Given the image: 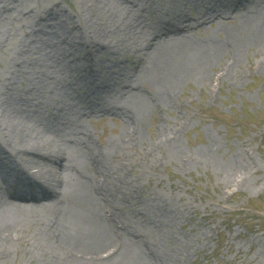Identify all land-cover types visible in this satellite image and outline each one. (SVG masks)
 I'll return each instance as SVG.
<instances>
[{"label": "rangeland", "instance_id": "374dc122", "mask_svg": "<svg viewBox=\"0 0 264 264\" xmlns=\"http://www.w3.org/2000/svg\"><path fill=\"white\" fill-rule=\"evenodd\" d=\"M238 1L227 7L225 0H0V144L5 154L17 141L11 123L37 126L33 117L12 110L17 96L23 97L21 108L34 105L37 116L63 108L74 121L53 136L55 143L71 159L79 158L82 140L103 152L107 165L97 181L121 179L134 202H125L130 213L122 212L120 219L136 221L144 231L142 241L169 264H264V39L239 48L235 61L225 44L215 57L164 88L142 69L132 75L140 59H132L134 52L144 56L153 45L147 28L187 21L193 28L184 39L188 47L205 39L226 42L225 31L243 16L264 13V0ZM92 25L110 34L112 48L90 56L92 74L114 86L109 99L130 100L136 89H127L124 78L163 99L145 115L137 142L130 141L120 116L93 113L94 99L79 79L86 56L76 54L75 46L92 36ZM159 135H169L172 143L159 147ZM114 139L127 145L113 146ZM17 160L26 164L32 158L18 154ZM62 175L61 190L68 192L70 171ZM5 187L0 179V239L11 227L12 241L4 246L9 255L0 264H50L42 225L57 218L49 209L52 203H17ZM165 205L164 212L157 210ZM138 208L159 221L145 223ZM58 234L49 232L50 238ZM185 246L190 251L180 254ZM110 249L101 255L115 250Z\"/></svg>", "mask_w": 264, "mask_h": 264}, {"label": "bare ground", "instance_id": "6f19581e", "mask_svg": "<svg viewBox=\"0 0 264 264\" xmlns=\"http://www.w3.org/2000/svg\"><path fill=\"white\" fill-rule=\"evenodd\" d=\"M238 2V0H225L224 5L228 7L230 3L238 4ZM219 5L222 6V3ZM216 6L217 4L211 5L210 9ZM258 12L253 11L243 16L234 28L225 31L226 42L205 39V42L201 40L198 45L192 47L187 46V39L184 40L188 37V31L193 29L189 22L180 20L158 22L156 26L147 28L153 43L152 47L145 48L144 56L135 52L132 56L133 60L140 58L139 69L133 70L132 75L140 73L142 69L154 80L159 89L164 88L180 73L183 74L190 68L202 65L212 56L215 57L225 44H229L228 50L232 48L229 51L235 61L239 48L263 42L264 13ZM46 26L52 27V25ZM90 28L92 36L89 39L80 38L84 41L76 46L73 45L76 54L81 53L82 56H86L80 64L82 74L79 79L94 99L91 102L92 111L95 114L120 116L126 130L128 129L127 132H130V141L137 142L140 138V130L145 126V115L150 114L163 99L159 92L147 89V93H144L141 91L143 87L141 83L134 84L133 79L126 81L124 78L122 83L125 81V84H128L126 88L130 89L133 85L136 90L128 102H112L109 96L114 86L107 85L105 80H102L104 76L93 75L90 66L93 61L90 56L102 49L112 48L110 34L105 33L101 26L92 25ZM42 30L45 29L40 27L37 31L44 34L45 31ZM101 92H106L108 98H104ZM17 98L12 104V110L33 117L37 126L11 123L10 131L11 129L14 131L17 141H14L15 146L12 152H8V156L0 144V152L7 156V158L0 156V179L6 185L4 190L8 198L17 203L28 202L31 203L29 206L36 207L46 205L41 200L52 203L49 209L57 214V218L42 225L44 239L46 238L43 240L44 243L46 242L44 246L49 247L47 261L49 260L50 264H169L164 255L153 251L142 241L141 235L144 231L136 221L120 219L122 212L130 213L126 207L129 205L126 203L134 202V195L122 190L121 179L110 183L97 181L105 170L103 167L107 165L103 152L91 146L87 140H82L78 143L79 158L71 159L64 148L55 143L53 136L63 129V125L74 121V114L63 111V108H56L57 113L54 115L37 116L34 105L22 109L20 104L24 105L23 97L17 96ZM55 101L52 100L51 104ZM172 140L169 135L161 136L158 141L159 147L170 145ZM112 145H119L122 148L127 143L123 144L116 139ZM18 154L31 156L32 161L22 164L17 160ZM39 162H43L44 167L39 168ZM32 167L38 169L31 173L29 170ZM64 170L70 171L71 181L68 183L70 189L68 192H63L61 190L63 185L59 183ZM242 171L244 172L243 168ZM160 206L157 210L161 209L164 212L167 209L166 205ZM136 214L145 223L159 221V219L155 220L149 210L143 208H138ZM6 229L0 239V258H7L9 249L6 248L12 241L10 238L12 229L11 227ZM51 230L59 232L58 236L50 238ZM108 244L111 246L104 248ZM109 248H111L109 251L114 248V252L107 251V254L101 255V252ZM76 249L82 251H74ZM189 251L185 246L180 254L187 255Z\"/></svg>", "mask_w": 264, "mask_h": 264}]
</instances>
